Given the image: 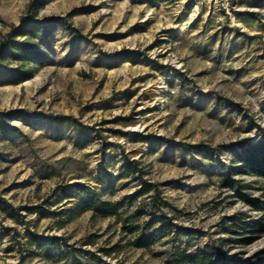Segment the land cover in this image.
Masks as SVG:
<instances>
[{
    "label": "rangeland",
    "instance_id": "1",
    "mask_svg": "<svg viewBox=\"0 0 264 264\" xmlns=\"http://www.w3.org/2000/svg\"><path fill=\"white\" fill-rule=\"evenodd\" d=\"M29 1L0 0V38ZM35 4L45 61L0 84V111L28 120L0 133V264H169L203 244L264 260L243 229L264 178L235 170L264 138V0Z\"/></svg>",
    "mask_w": 264,
    "mask_h": 264
},
{
    "label": "trees",
    "instance_id": "2",
    "mask_svg": "<svg viewBox=\"0 0 264 264\" xmlns=\"http://www.w3.org/2000/svg\"><path fill=\"white\" fill-rule=\"evenodd\" d=\"M37 8L35 0H30L27 4L26 13L20 16L19 24L0 38V84L20 83L29 79L32 76V66H28V64L37 65L45 61L42 42L36 38L48 37L50 29L54 26V19L36 18ZM9 62L16 64L10 65ZM13 120L28 121L22 109L0 111V133H19L18 127L12 124ZM159 139H165L167 142L172 141L166 138ZM240 161L242 166L235 168V170L241 168L245 172L264 178V138H261L256 146L250 148ZM231 173L230 171L226 172L230 175ZM142 182L143 186L137 190L136 196L147 193L153 187L151 183ZM85 192L89 197L88 206L100 210L104 215L116 212L111 202L96 198L87 187H85ZM244 199L254 203V199L251 197L244 196ZM253 205L259 211V217L250 222L254 223V226L251 225L250 227L249 223H244L243 229L249 231L247 233H264V209L260 203ZM198 234L199 232L195 233V235ZM252 237L244 236L240 238V241L248 243L253 239ZM54 239L58 242V238L54 237ZM222 240V238H218L217 241ZM169 264H264V260L249 263L225 258L218 245L203 244L193 254H186L184 250L180 249L174 250L169 258Z\"/></svg>",
    "mask_w": 264,
    "mask_h": 264
}]
</instances>
